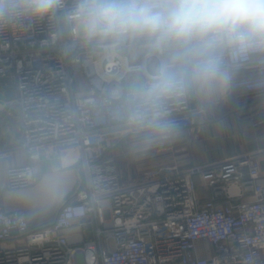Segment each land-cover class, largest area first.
I'll use <instances>...</instances> for the list:
<instances>
[{
	"label": "built area",
	"instance_id": "built-area-1",
	"mask_svg": "<svg viewBox=\"0 0 264 264\" xmlns=\"http://www.w3.org/2000/svg\"><path fill=\"white\" fill-rule=\"evenodd\" d=\"M73 4L64 0L54 18L0 24V89L13 94L0 111L9 117L16 108L30 160L63 153L64 165L78 161L80 179L46 225L31 227L21 211L0 206V264H264V148L198 171L206 198L196 168L176 163L142 165L138 184L122 188L104 143L118 128L123 137L149 132L129 120L116 93L140 75L144 58L131 47L109 53L81 44L60 22ZM251 75L240 76L239 87L258 96L244 87ZM190 99L168 102L172 123L200 112ZM159 150L140 147L132 157L143 163ZM37 178L34 165L6 170L8 188Z\"/></svg>",
	"mask_w": 264,
	"mask_h": 264
},
{
	"label": "clouds",
	"instance_id": "clouds-1",
	"mask_svg": "<svg viewBox=\"0 0 264 264\" xmlns=\"http://www.w3.org/2000/svg\"><path fill=\"white\" fill-rule=\"evenodd\" d=\"M64 0H0V24L54 18ZM60 22L81 44L137 50L140 76L117 89L129 120L162 139L175 125L168 102L191 97L208 108L228 101L243 72L264 97V0H74Z\"/></svg>",
	"mask_w": 264,
	"mask_h": 264
},
{
	"label": "crops",
	"instance_id": "crops-1",
	"mask_svg": "<svg viewBox=\"0 0 264 264\" xmlns=\"http://www.w3.org/2000/svg\"><path fill=\"white\" fill-rule=\"evenodd\" d=\"M194 104H200V112L192 117L175 119V132L167 139L149 131L133 144L125 140L120 128L107 133V157L114 158L117 164V176L122 188L129 189L138 184L139 166L176 163L196 168L198 195L206 198L210 193L198 171L264 148V97L252 96L238 87L228 101L213 108L193 98L191 105ZM10 109L15 119L13 136L8 135L9 124L4 119V111H0V206L7 211H21L31 227L46 225L53 220L57 206L67 200L79 185L78 161L64 165L63 153L41 157L37 162L30 160L20 147L16 108L11 106ZM145 146H156L160 150L144 163H137L132 157L133 151ZM25 164L34 165L37 181L27 187L8 188L7 168ZM92 239L93 236L85 234V241ZM203 246L204 256H209L210 249Z\"/></svg>",
	"mask_w": 264,
	"mask_h": 264
},
{
	"label": "rangeland",
	"instance_id": "rangeland-1",
	"mask_svg": "<svg viewBox=\"0 0 264 264\" xmlns=\"http://www.w3.org/2000/svg\"><path fill=\"white\" fill-rule=\"evenodd\" d=\"M131 58H135V52H134V50H131ZM139 74L138 73H133V74H130L129 76H128V80L126 81V86H127V84H130L134 79H138L139 78ZM75 87H79V84H78V81L76 80L75 81ZM0 115H1V113H0ZM5 119V121H6V124H9V127H8V135H10V136H13V134H14V132H15V123H14V121H15V119H14V117H12V116H9V117H5L4 118ZM141 135H139V134H137V135H129V136H126L125 137V140L127 141V142H131V143H133L134 144V142H136L137 140H139V139H141ZM104 147L107 149L108 148V143L107 142H105L104 143ZM144 163V162H143ZM77 164H79V163H77ZM144 166H146L145 164H144ZM139 172H140V166L138 167V169H137V175L139 174ZM79 182H80V179L78 180V184H79ZM78 187V186H77ZM76 187V188H77ZM75 188V189H76Z\"/></svg>",
	"mask_w": 264,
	"mask_h": 264
},
{
	"label": "water",
	"instance_id": "water-1",
	"mask_svg": "<svg viewBox=\"0 0 264 264\" xmlns=\"http://www.w3.org/2000/svg\"><path fill=\"white\" fill-rule=\"evenodd\" d=\"M191 98V97H190ZM193 101V98L190 99ZM7 103L6 95L5 93L0 89V107L4 106ZM1 123V120H0Z\"/></svg>",
	"mask_w": 264,
	"mask_h": 264
},
{
	"label": "trees",
	"instance_id": "trees-1",
	"mask_svg": "<svg viewBox=\"0 0 264 264\" xmlns=\"http://www.w3.org/2000/svg\"><path fill=\"white\" fill-rule=\"evenodd\" d=\"M0 87H1V81H0ZM2 89L6 95V99H10L13 96L11 89H7V88H2Z\"/></svg>",
	"mask_w": 264,
	"mask_h": 264
}]
</instances>
